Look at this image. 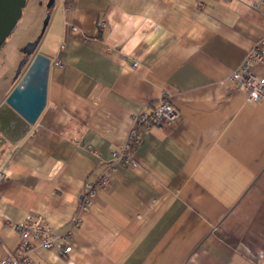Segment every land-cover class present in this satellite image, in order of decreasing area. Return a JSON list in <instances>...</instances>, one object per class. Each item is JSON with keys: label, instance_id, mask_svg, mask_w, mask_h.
Listing matches in <instances>:
<instances>
[{"label": "crops", "instance_id": "0c3cea01", "mask_svg": "<svg viewBox=\"0 0 264 264\" xmlns=\"http://www.w3.org/2000/svg\"><path fill=\"white\" fill-rule=\"evenodd\" d=\"M52 7L45 107L33 125L0 109V259L27 215L64 232L85 182L165 95L175 121L141 132L136 165L97 189L70 252L36 245L34 264H264V97L228 82L264 38V0ZM251 71L264 78V63Z\"/></svg>", "mask_w": 264, "mask_h": 264}, {"label": "built area", "instance_id": "2783aa9c", "mask_svg": "<svg viewBox=\"0 0 264 264\" xmlns=\"http://www.w3.org/2000/svg\"><path fill=\"white\" fill-rule=\"evenodd\" d=\"M103 27L104 23H98L99 30ZM72 29L76 30L75 27ZM54 63L61 65L59 59H56ZM261 63H264V38L258 40L247 51L240 65L228 77L230 85L240 87L248 101L258 102L264 97V78L258 77L251 71L254 65ZM177 116V109L165 95H162L150 110L141 111L136 115L125 143L111 151L105 170L85 182L77 215L69 221L68 228L62 233H56L44 220L43 215H27L23 221L15 225L19 233L16 254L13 257L1 258L0 264H34L31 254L36 245L45 249H55L58 255L66 256L71 249L69 239L80 226L81 215L93 205L97 189L110 184L111 175L117 167L128 168L136 165L135 153L141 132L152 127H167L175 121ZM2 178L3 175L0 173V180Z\"/></svg>", "mask_w": 264, "mask_h": 264}, {"label": "rangeland", "instance_id": "374dc122", "mask_svg": "<svg viewBox=\"0 0 264 264\" xmlns=\"http://www.w3.org/2000/svg\"><path fill=\"white\" fill-rule=\"evenodd\" d=\"M48 2L24 0L15 27L0 46V109L33 57L44 55L49 45L56 46L52 31L54 9L47 7ZM29 47H32L30 56L25 53Z\"/></svg>", "mask_w": 264, "mask_h": 264}, {"label": "water", "instance_id": "95a60500", "mask_svg": "<svg viewBox=\"0 0 264 264\" xmlns=\"http://www.w3.org/2000/svg\"><path fill=\"white\" fill-rule=\"evenodd\" d=\"M6 1L8 7L5 13L1 14L0 7V46L15 27L24 5V0ZM53 1L49 0L47 7H50ZM25 53L30 56L32 47L26 49ZM49 66L50 59L48 57L41 54L35 55L21 79L5 99L6 105L29 125L35 123L45 107Z\"/></svg>", "mask_w": 264, "mask_h": 264}, {"label": "bare ground", "instance_id": "6f19581e", "mask_svg": "<svg viewBox=\"0 0 264 264\" xmlns=\"http://www.w3.org/2000/svg\"><path fill=\"white\" fill-rule=\"evenodd\" d=\"M1 14L5 13L7 7H8V2L6 0H1Z\"/></svg>", "mask_w": 264, "mask_h": 264}, {"label": "trees", "instance_id": "16d2710c", "mask_svg": "<svg viewBox=\"0 0 264 264\" xmlns=\"http://www.w3.org/2000/svg\"><path fill=\"white\" fill-rule=\"evenodd\" d=\"M52 5H53V4H52ZM52 5H51V6H52Z\"/></svg>", "mask_w": 264, "mask_h": 264}]
</instances>
